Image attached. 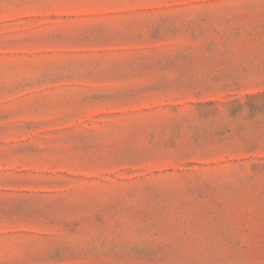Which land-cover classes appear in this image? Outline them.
Masks as SVG:
<instances>
[{"label": "rangeland", "instance_id": "rangeland-1", "mask_svg": "<svg viewBox=\"0 0 264 264\" xmlns=\"http://www.w3.org/2000/svg\"><path fill=\"white\" fill-rule=\"evenodd\" d=\"M0 264H264V0H0Z\"/></svg>", "mask_w": 264, "mask_h": 264}]
</instances>
